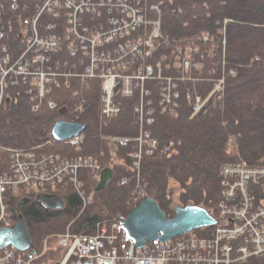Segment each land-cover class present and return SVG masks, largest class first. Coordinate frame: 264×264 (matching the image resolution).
Returning a JSON list of instances; mask_svg holds the SVG:
<instances>
[{
  "label": "trees",
  "instance_id": "trees-1",
  "mask_svg": "<svg viewBox=\"0 0 264 264\" xmlns=\"http://www.w3.org/2000/svg\"><path fill=\"white\" fill-rule=\"evenodd\" d=\"M135 1L150 23L141 27L146 32L158 17L152 6L160 10L161 37L152 63H160L166 75L181 77L184 73L178 68V51L189 49L197 64L185 74L188 80L179 83L180 110L176 114L160 112L159 90L155 83L150 84L158 115L149 129L159 145L154 154L143 157L139 173L133 167L134 144L115 147L106 139L138 134L133 111L136 96L121 98L120 114L105 120L100 115V83L90 80L85 84L81 78H71L68 85L55 88L38 110L23 85L10 90L13 98L0 109L1 147L31 149L44 145L45 151L96 158L113 170L112 182L98 192L93 189V172L83 177L86 192L92 196L86 207L72 187L49 188L66 201L61 210L48 209L36 200L33 191H18L14 195L16 212L24 216L34 247L68 229L94 234L100 225L110 230L117 217L127 215L135 205L137 175L146 196L157 201L169 217H173L177 203L202 207L218 219L222 167L241 160L264 166V0ZM9 2L4 0L1 18L11 47L17 50L21 45L16 20L19 10ZM220 79H224L222 91L214 93L192 118L196 96L209 97ZM188 94L192 104L187 101ZM50 100L58 103L57 109H49ZM61 120L85 127L86 140L76 154L52 136L53 126ZM172 142L174 146L162 152ZM0 159L4 166L7 154L1 152ZM123 179H127L126 184H122ZM22 197L31 201L17 207ZM209 232L198 229L192 233L203 237Z\"/></svg>",
  "mask_w": 264,
  "mask_h": 264
},
{
  "label": "built area",
  "instance_id": "built-area-1",
  "mask_svg": "<svg viewBox=\"0 0 264 264\" xmlns=\"http://www.w3.org/2000/svg\"><path fill=\"white\" fill-rule=\"evenodd\" d=\"M0 0V7L2 6ZM14 8L31 16L23 20L25 45L22 52L13 57L8 46L3 43L5 34L0 28V101L7 85L17 86L21 82L30 83L29 93L34 101L42 100L54 86L67 84L71 78H100L103 80L105 115L116 114L120 97H132L138 93L139 103L134 107L137 122L142 128L155 121L154 90L150 84H156L159 90V107L163 113H177L180 110L178 99L180 81L196 68L191 52H179L178 68L184 73L181 77L164 74L160 63L153 64L155 49L160 33V10L152 6L158 14L152 23L153 28L146 32L141 27L150 24L144 17L139 2L135 0H10ZM61 14L63 24H56L55 17ZM49 18V19H48ZM51 20V21H50ZM207 40V37L204 38ZM69 67V69H66ZM224 79L215 84L209 97L196 96L192 107V118L199 114L208 99L222 91ZM192 96L187 101L192 104ZM51 108L54 103L49 104ZM81 137L74 139L78 143ZM141 143L154 148L157 141L148 132L137 138ZM126 141L124 140L123 143ZM174 145L172 142L170 148ZM233 147V144H231ZM10 172L0 177V228L11 225L12 214L3 198L6 185L17 186L45 185L68 180V176L58 177L53 171V161L44 165L34 160V154L14 153ZM83 166H95L91 159H79ZM96 168H99L96 166ZM224 186L222 196L232 201L234 209L225 208L222 235L229 242L237 243L241 250L259 249L264 254V228L253 231L252 224L264 227V166H252L245 161L226 164L222 168ZM262 180L257 187H248L251 181ZM123 220V217H120ZM247 224L238 225L237 221ZM15 221H13L14 225ZM120 228V224L115 227ZM114 239L121 243V251L129 258L123 260L121 253H111L103 249L106 240ZM182 239L178 246L170 242V264H203V240L199 237ZM61 244L69 246L60 264H81L76 257L96 258L102 264L117 260L147 264V258H141L133 246L122 242L117 234L106 235V230L88 242L85 239H63ZM151 246V245H150ZM153 248V247H152ZM30 250V249H29ZM18 252L16 249H0V264H53L41 261V255L35 250ZM136 250V251H134ZM153 250L157 251L153 248ZM120 251V252H121ZM15 256H26L19 261ZM136 257V258H135ZM149 260V258H148Z\"/></svg>",
  "mask_w": 264,
  "mask_h": 264
},
{
  "label": "bare ground",
  "instance_id": "bare-ground-1",
  "mask_svg": "<svg viewBox=\"0 0 264 264\" xmlns=\"http://www.w3.org/2000/svg\"><path fill=\"white\" fill-rule=\"evenodd\" d=\"M9 3L11 4V6H13L11 2H9ZM3 8H4V0L2 1V6L0 7V28L5 34L3 43H5L8 46L9 51L11 52L13 57L15 58V56H18L22 52L24 45H25V38L23 35V30H24L23 20L26 17H29L31 15L28 13H23L20 11V9H18L19 15L17 16L16 20H17L18 26H19V31H18L19 35L18 36L21 40V45H18L16 47L17 50H13V48L11 47V43L9 42V39L7 38V33L5 31V27H4V24L2 22V18H1ZM13 8H14V6H13ZM14 9H16V8H14ZM9 22H10V20H9ZM55 23L56 24H63L64 23V18L61 14H58L55 17ZM207 39H208V36H207ZM224 43H225V41H224ZM178 52H180V50ZM181 52H184V51H181ZM80 78L82 80H84L85 84H88L87 82H89L90 80H92V81L97 80L100 83V86H101L100 115L105 120L115 118L120 114L121 108H122L121 103H120L121 98H131V97H120V98H118L117 102L120 105L119 111L112 116H106L104 103L102 101L103 80L100 78H82V77H80ZM68 83L62 84L61 86H54L50 90V92H48L45 95V97L38 102H35L34 101V95L29 93V89L31 87L30 83L25 84V83L21 82L17 86L7 85L4 89L3 98L0 101V109L9 104L10 100L13 98V95L11 94L10 90L15 88V87H18L21 85L26 86V89H27L26 92L31 97V99L34 103L35 109L38 110L40 105L43 103L44 99L47 96H49L55 88H57V87L61 88L63 85H68ZM214 89H215V86H214L213 90ZM134 96L137 97V103L134 105V107H135L139 103V95L137 93ZM134 96H132V97H134ZM47 103H48L49 109L55 110L58 108V103L56 101L50 100ZM50 103H54L55 107L51 108L49 105ZM133 111H134V108H133ZM160 112H161V109H160ZM161 113H163V112H161ZM157 115H158V109H156L155 121L152 125H154L156 123ZM134 116H135V112H134ZM138 119H139V117L136 118V116H135L134 122H136V123L139 122ZM61 121H63V120H61ZM68 123H70V122H68ZM76 124H79V123H76ZM80 125H82V124H80ZM152 125L145 126L142 128L138 124L139 132L133 138L121 137V136H113V137H107L106 138V139H108V141L113 143L115 145V147H117V146L126 147L130 143L134 144V151L132 154L133 167L138 171V173L140 172L141 162H142L143 157L150 156V155L154 154L156 149H157L155 147L159 145L158 140L152 135V133L149 129ZM84 130H85V127H84ZM84 130L81 133H78V134H76V135H74L68 139H65V140H57L53 136V134H52V136L57 142L64 144V146L70 148V150L72 149L76 154V152H78L81 149V147L83 146V144L86 140V135L84 133ZM146 132H148L150 134L152 139L157 141V145L154 148H149L147 146V144L141 143L140 141L137 140V138L140 136L141 133H146ZM78 136L81 137V140L78 143L74 144V139ZM124 140L126 141L125 143H123ZM46 144H50V142H47ZM169 150H170V144L167 147H165V149L162 152H167ZM1 152H4L7 154V163L3 166L1 159H0V177H2L4 174L10 172V168L12 165V157L11 156L14 153H18V154H20V153H31V154H34L35 162L38 164H41V165H44L48 161H53L54 173L60 178L68 176V180H66V181H62V182L57 181V182L48 183V184H45L42 186L41 185H27V184H20L17 186L6 185L4 187L2 195H3V198L6 200V204H7L8 208L12 214V219H13V221H15L14 225L16 224L19 215H22V214H18L16 212L15 200H14V197H15L14 195L20 190H24L25 193L26 192L28 193L31 191L35 192L36 200L38 202L42 203L41 201H39L37 199L38 195H40V194L58 195L56 193H51L49 188H53V187H57V186L72 187L79 194V196L82 198L83 205H84V207H86L88 204H90L92 202V196L88 195L86 192L85 182L83 180V177H87V175H89L90 171L93 172L90 174V176L93 178V181H95V185L93 187L94 191H96V187L101 182V176H102V173L105 169H110L112 171V180H113V170L110 167L102 166L96 158H93L90 156H84V155L77 156V155H71V154L68 155V154L56 152V151L49 152V151L44 150V145H42V147L41 146H35L31 149H16V148H10V147L4 148V147L0 146V154H1ZM111 153L114 154V150ZM86 158L91 159L93 161V163L95 164V166H83L81 163L77 162V160H79V159H86ZM241 161H243V160H241ZM96 166H98L99 168H96ZM221 172H222V169H221ZM221 177H222V174H221ZM112 180H111V182H112ZM136 180H137L138 184L136 185L135 190H134L135 205L133 208L138 206L140 204L141 200L144 199L145 197H147L145 190H144V187H142L138 182L140 180L139 175L136 176ZM261 181L262 180H257L255 182L251 181L247 186L248 187H257L261 184ZM222 182H223V177H222ZM126 183H127V179H123L122 184H126ZM223 189H224V186L222 185V192H223ZM99 191H101V190H99ZM96 192H98V191H96ZM58 196H60V195H58ZM60 197L64 200V198L62 196H60ZM23 199H29V201L25 205H21V206L18 205V203ZM30 201H31V198L22 197L21 199H19L17 201V207L26 206L30 203ZM64 203H65L64 204V207H65V205H66L65 200H64ZM157 204L159 205L158 202H157ZM176 207H174L173 217H175ZM227 207L234 209L232 211V214H237L239 212L238 209H235L236 207H235L234 203L230 200L227 201L223 196H222V199L220 202V210H219L218 219L213 217L207 211L210 216H212L214 219L217 220L216 225L201 228V229L210 230V232L208 233L209 234L208 236L199 237V236L195 235L194 233H192L193 231H195V230H193L192 232H188L184 235L176 236V237L169 239L167 241H164V242L157 240V241H153V242H148L143 247H137L134 245L133 241L128 238L127 234L123 230V223L125 222L128 214L130 213L129 212L127 215L120 214L117 217V219L113 222L110 230H108L104 226L98 225L96 228V232L94 234L73 233L68 229L64 233L50 235L49 237H47L42 242V244L39 247H34L33 238L31 236L32 245H31L30 250L37 251V253L41 255L40 260L43 262H46V263H52L53 262V264H60V262L63 260L65 254L67 253V251L69 249V246L65 247L61 244V241L63 239H66V238H68L70 240L85 239L88 242H91L95 238L96 235H98L99 233L102 232V230H106V235L117 234L119 236V238L122 240V242H124V243L127 242L128 245H131L135 249H137V251L134 250V251H136V257H137V253H138L141 258H147V264H170V242H173V245L176 247L180 244L182 239L190 240L189 237H199L203 240V243L201 245L202 254L200 251H198V253H197L198 258H201V256L203 255V264H255L259 260L260 261L262 260L261 263L264 264V254H261L259 249L254 248L253 251H251L250 249L241 250L237 246V243L227 241L225 239V237L221 234L223 229L225 228L222 225V219L225 216L224 210ZM160 208H161V206H160ZM48 209H50V208H48ZM50 210H54V209H50ZM55 210H61V209H55ZM163 212H164V210H163ZM120 217H123V220H121ZM166 217L168 220L173 218V217H169L167 214H166ZM13 221H12L11 225H4L2 228H5V229L12 228L14 226ZM248 221H249V219H247L245 221H237V223H238V225L242 226V225L247 224ZM119 224H120V228L115 230V227L118 226ZM250 224L251 225H249V226H252V228H253V231H251V234H254V232L258 229L261 230L264 228L263 226H261L259 224H252V223H250ZM262 224H264V222ZM2 228H0V229H2ZM29 232H30V230H29ZM30 235H31V233H30ZM152 247L154 249H156L157 251L153 250ZM4 249H11V246H6V247H4ZM103 249L108 251V252H111V253H121L123 256V260L129 259V258H126L127 256L125 254L123 255V253L121 251V243L119 241L114 240V239L106 240L103 244ZM18 252H20V251H18ZM15 257L21 262L26 261L28 259L26 256H15ZM148 258H149V260H148ZM76 259L81 264H102V262H100L96 258L79 257L78 256V257H76ZM110 264H135V262L117 260L114 263L110 262ZM138 264H140V263H138Z\"/></svg>",
  "mask_w": 264,
  "mask_h": 264
},
{
  "label": "water",
  "instance_id": "water-1",
  "mask_svg": "<svg viewBox=\"0 0 264 264\" xmlns=\"http://www.w3.org/2000/svg\"><path fill=\"white\" fill-rule=\"evenodd\" d=\"M83 130V125L59 121L54 125L52 134L57 140H65L81 133ZM111 180L112 171L105 169L96 191L106 188ZM37 199L54 210L62 209L65 204L64 200L58 195L40 194ZM28 201L29 199H23L18 205H25ZM216 224L217 220L210 216L206 209L193 205L177 206L175 217L168 220L157 202L145 197L138 206L130 211L123 223V230L135 246L143 247L148 242L157 240L164 242L193 230ZM31 245L32 238L22 215H19L16 224L12 228L0 229V249L11 246L20 252H25L31 248Z\"/></svg>",
  "mask_w": 264,
  "mask_h": 264
},
{
  "label": "rangeland",
  "instance_id": "rangeland-1",
  "mask_svg": "<svg viewBox=\"0 0 264 264\" xmlns=\"http://www.w3.org/2000/svg\"><path fill=\"white\" fill-rule=\"evenodd\" d=\"M183 49H180V51H182ZM190 50L189 49H187L186 50V52H189ZM175 205L177 206L178 204L177 203H175ZM179 206V205H178Z\"/></svg>",
  "mask_w": 264,
  "mask_h": 264
}]
</instances>
